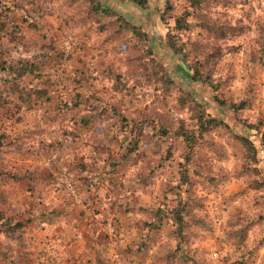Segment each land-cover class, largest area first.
Masks as SVG:
<instances>
[{
	"label": "rangeland",
	"instance_id": "rangeland-1",
	"mask_svg": "<svg viewBox=\"0 0 264 264\" xmlns=\"http://www.w3.org/2000/svg\"><path fill=\"white\" fill-rule=\"evenodd\" d=\"M36 1L38 5L34 0H0V20L5 22L4 26L0 23V31L6 29V34H0V67L8 62L21 68L29 61L12 54L8 55L9 61L8 51H3L5 38H59L57 48L46 51L51 67L41 75V81L51 96L77 92L81 99L76 105L65 102L57 106L61 120L50 129L43 122L48 102L34 104L33 109L0 103V233L5 237L0 242V264H181L166 257V249L174 244L169 234L173 227L168 223L149 232L144 246L141 243L140 223L147 219L148 210L171 203L161 183L167 175L160 174L157 166L154 177L147 174L142 181L137 180L136 164L142 167L144 158L156 162V156L148 151L152 145L146 138L150 128L144 127L139 135L140 151L133 156L125 153L129 152L127 143L132 134L117 117L120 114L127 122L130 118L142 120L145 114L152 117L147 104L154 99V85L148 88L150 82L144 81L145 67L134 71L136 65L134 72L128 71L124 78L107 77V69L118 63L119 52L125 48L123 43H118L116 51L111 50L110 41H103L105 32L84 10L82 0ZM235 1L238 7L243 1V10L227 9L229 24L235 26L229 33L217 40L213 39L214 30L198 28L186 38L202 43L213 40L207 50L216 57L214 64L208 57L213 79L220 82L228 98L249 100L245 114L251 120L264 121V63L249 58L259 52L255 34L258 24L264 27V4L260 0ZM164 2L150 0V11H158ZM170 2L172 10L168 16L188 8L187 0ZM115 7L128 21L145 27L152 53H158L163 63L171 67L172 54L160 36L151 33V22H144L137 14H127L122 5ZM32 8L40 14L36 23L30 17ZM222 10V4L215 0L199 10L197 18L209 22L211 28L217 17L224 19ZM11 23L18 28L12 29ZM12 43L8 40L9 47ZM56 60L65 65L64 74L59 73ZM33 64L39 70V60ZM122 68L118 65L119 70ZM2 75L0 68V81ZM187 90L193 91L196 99L219 118L227 120L231 116L211 100L206 86ZM173 97L174 94L168 103L170 109L177 107ZM79 115L85 120L77 121ZM233 128L237 134L243 133L242 126ZM212 132L206 135H212V145L201 151L204 166L197 169L202 178L198 177L194 184L207 224L189 225L183 232L182 244L192 256V264L232 262L233 230L264 210L263 163H256L253 174L242 143L229 132ZM181 146L180 140L175 142L176 157L180 156ZM105 160L117 162L111 172L116 185L109 180L111 167H101ZM173 165L171 161L165 166L174 168ZM61 177L69 180L72 192ZM6 190L14 193L10 199L5 196ZM3 219L6 221L1 223ZM261 224L264 221L249 223L239 236L243 250L253 249L247 264H264V243L257 244Z\"/></svg>",
	"mask_w": 264,
	"mask_h": 264
},
{
	"label": "trees",
	"instance_id": "trees-1",
	"mask_svg": "<svg viewBox=\"0 0 264 264\" xmlns=\"http://www.w3.org/2000/svg\"><path fill=\"white\" fill-rule=\"evenodd\" d=\"M82 1L84 2V10L96 23L97 28L103 33L105 32L103 41L106 39L110 41L111 50L116 51L118 43H123L125 47L119 52V60L118 63H115L116 66H110L107 69L106 76L111 79L124 78V75L129 74L127 72L130 70L133 71L137 65L134 71L139 67V69L145 67L146 73L143 74V77L145 82H150L148 88L154 85L152 88L154 99L147 104L152 117H147V114H145V118L142 120L137 121L130 118L127 122L125 117L120 114L117 115L121 123L127 126L128 131L132 134V139L127 143L129 152L125 153L136 156L140 151L139 135L143 132L144 127L150 128L146 134L147 140L152 142L148 151L156 156V162L154 164L144 158L141 160L143 161L142 167L136 164L134 171H136L137 180L142 181L147 174L154 177L153 172L157 166L161 168L160 174L167 175L161 183L168 197L167 201L171 203L170 205L164 203L162 207L157 206L148 210L147 219L142 220L140 223L141 243L144 246L149 232L161 227L162 223H168L173 227L169 234L172 236L174 244L166 249V257L176 259L181 264H192V256L185 251L182 244L183 232L189 225L204 227L207 224L206 214L199 205L201 197L195 193L194 187L195 180H198V177L202 178V172L197 170L198 167L204 166L201 151L204 146L212 145V135L207 137V132L213 131L212 133H215L217 131L220 134L229 132L232 134V138L238 139L244 147L246 158L250 160L249 163H251L253 169H250V171L253 174V171L257 169L256 163H260V160L264 166V121L251 120L245 114V106L249 100L246 98H228L223 94L220 82L213 79L208 66V57H212L213 64L216 62V57L207 51L213 40H206L202 43L199 41L193 42L190 38H186L192 34L194 29L198 28L209 30V32L214 30L213 39L217 40L225 32L229 33L235 26L229 24L227 9L233 8L241 12L243 1L238 7V1L218 0L222 4L224 19L221 20L220 17H217L215 26L211 28L209 22L200 20L197 17L199 10L208 7L215 0H187L188 8L173 16L167 14L172 10L170 0H165L163 7L158 11H153V8L150 11V0ZM34 3L38 5L36 0H34ZM118 5L126 7L127 14H137L145 20L144 22H151L149 28L151 33L159 35L164 46L172 54L171 58L174 59V62L171 67L163 63L158 53H152L151 40L145 27L128 21L124 14L118 12L115 7ZM2 12L0 11V18ZM39 15L38 10L32 8L30 14L32 23L40 21ZM236 22L239 21L236 20ZM0 23L2 26L5 25V22L1 20ZM10 25L12 29L18 28L15 23ZM0 34H6V29L3 28ZM255 35H257L259 52L251 54L249 58L255 63H264V27L262 25L258 24L256 26ZM5 39L7 41L4 42L3 47L5 48L3 51H8L7 59L9 58L8 55L12 54V57H26L29 61L21 68L8 64V62L2 64L3 68H0L4 75H2L0 81V103H11L18 107L25 105L26 109H33L34 104L38 105L40 102L46 101L49 103V108L45 110L47 115H45L43 122L48 129L58 125L61 117L56 111L57 106L65 102L76 105L78 100L81 99L77 92L51 96L46 90V83L41 81V78L44 77L41 75L48 70V67H51L46 51L56 49L55 45L59 44V38L56 41L55 38L50 40L47 35L45 40H25V36L17 35ZM8 40L13 41L11 47L8 45ZM253 41L254 39L251 40V42ZM57 52L59 51L57 50ZM36 59L39 60V70L34 69L33 63L36 64ZM9 61H11L10 58ZM55 63L59 64H57L59 73L64 74L67 71V69H64L65 65L62 60H56ZM118 65L119 68H122L120 65L125 68L119 70ZM52 66H54L53 63ZM55 67L52 69H55ZM197 85H204L210 90L211 100L218 107H223L231 113L229 119H221L207 110L205 104L196 99L194 92L187 90V87L194 88ZM6 88L7 90H5ZM172 94H174L173 98L177 105L174 109L168 107ZM52 101L56 103H52ZM180 116L179 121H172L173 118ZM84 117L79 115L77 121H84ZM236 125L243 127L242 134L235 132L233 127ZM33 126L35 125L33 124ZM179 140L182 143L181 152L180 156L176 157L175 142H179ZM171 161L174 162V168L165 166L166 163ZM116 163V161L107 162L106 160L101 163V167L103 165L106 168L111 167L109 180L112 185H116L114 176L111 175L112 168ZM253 181H255V178H253ZM262 185L263 183L259 187ZM168 190L170 191L169 195ZM12 195H14L12 190L5 191L7 199H10ZM197 210L200 212H196ZM5 221L3 219L1 223ZM260 221H264V210L258 213L255 218L246 221L238 230H233L234 259L232 262L222 264H247L248 256L253 249L243 250L242 240L239 236L249 223L256 224ZM7 226L13 225L7 224ZM259 226L261 237L257 244L261 245L264 243V224ZM8 229L10 231L12 228Z\"/></svg>",
	"mask_w": 264,
	"mask_h": 264
},
{
	"label": "built area",
	"instance_id": "built-area-1",
	"mask_svg": "<svg viewBox=\"0 0 264 264\" xmlns=\"http://www.w3.org/2000/svg\"><path fill=\"white\" fill-rule=\"evenodd\" d=\"M61 180L63 181V183L65 184V186L67 187V189L70 191V192H72L73 190V188H72V185H71V183L69 182V180L66 178V177H61Z\"/></svg>",
	"mask_w": 264,
	"mask_h": 264
},
{
	"label": "clouds",
	"instance_id": "clouds-1",
	"mask_svg": "<svg viewBox=\"0 0 264 264\" xmlns=\"http://www.w3.org/2000/svg\"><path fill=\"white\" fill-rule=\"evenodd\" d=\"M260 3L264 4V0H260ZM5 241V237L2 233H0V242H4Z\"/></svg>",
	"mask_w": 264,
	"mask_h": 264
}]
</instances>
